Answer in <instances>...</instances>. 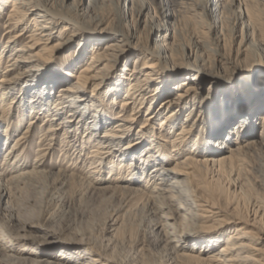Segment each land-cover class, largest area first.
<instances>
[{"label":"bare ground","instance_id":"1","mask_svg":"<svg viewBox=\"0 0 264 264\" xmlns=\"http://www.w3.org/2000/svg\"><path fill=\"white\" fill-rule=\"evenodd\" d=\"M114 2L112 24L105 0H0V198L38 179L70 185L71 197L127 192L155 218L169 209L152 234L164 264H264V202L246 178L256 158L264 185V64L248 50L264 58V0H220L215 19L212 0ZM33 131L26 170L20 140ZM55 143L85 177L42 169Z\"/></svg>","mask_w":264,"mask_h":264},{"label":"rangeland","instance_id":"2","mask_svg":"<svg viewBox=\"0 0 264 264\" xmlns=\"http://www.w3.org/2000/svg\"><path fill=\"white\" fill-rule=\"evenodd\" d=\"M163 1L165 0H155V6L158 8ZM219 1L212 0L210 7L214 19L219 17ZM103 8L108 21L115 24L114 0H105ZM190 13L196 18L201 16V12L195 8L194 12L190 11ZM196 18L185 19L186 40L199 29ZM5 22L6 12L3 11L0 14V44L7 40L4 34ZM240 29L241 26L237 25L235 29L238 31L237 35ZM248 50L256 60H259L258 57L262 58L259 62L264 64L261 52L250 46ZM65 56L66 53L60 56L62 67H67V63L73 59L71 56L68 58ZM204 92L203 90V94ZM25 126L26 121H21L18 129L11 135L12 139L7 143H13V139L19 136ZM38 139L39 134L33 131L26 135V139L20 140L26 155L23 160L26 170L32 169ZM63 152L61 145L55 143V149L46 153L42 169L49 173L61 170L67 175L74 170L78 172L75 173L78 176L85 177L86 168L70 161ZM252 161L253 169L254 165L258 167V160L253 158ZM252 165L250 162L251 167ZM1 167L7 168V162L0 164V169ZM251 167L248 168L249 171ZM253 169L251 170L253 173L250 171L248 176L246 175L247 189L250 191H248L250 196L253 195L254 198L264 202V185L258 183L257 173L254 174ZM21 181L11 185L8 195L0 198V238L3 239V242H0V264H105L107 258L113 259L115 264L165 263L161 258L162 253L165 255V247L163 249L161 244H156L152 235L154 233L161 236V229L155 224L159 216H167L169 213V209H166L164 204H160L162 208L155 218L140 204L134 207L123 200L127 192H124V196H119L118 193L116 196L115 193L110 192L91 196L84 190L77 196L71 197V186L63 182L54 184L50 179ZM111 185L119 184L116 182ZM124 185L126 184L120 183V186L124 187ZM71 207L76 210L75 214H70ZM175 215L177 214H174V217ZM117 216H119L118 224L114 221ZM115 240L118 243L114 245ZM133 256L135 260L127 263L126 259Z\"/></svg>","mask_w":264,"mask_h":264}]
</instances>
